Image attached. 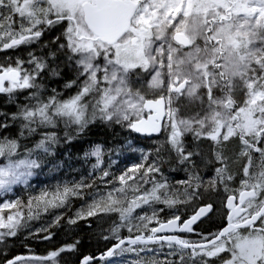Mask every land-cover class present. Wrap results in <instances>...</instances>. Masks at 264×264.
<instances>
[{"label": "snow or ice", "instance_id": "1", "mask_svg": "<svg viewBox=\"0 0 264 264\" xmlns=\"http://www.w3.org/2000/svg\"><path fill=\"white\" fill-rule=\"evenodd\" d=\"M13 16L19 19L14 21ZM56 26L62 28L61 35L44 45L50 48L46 55L29 50L26 57L0 65V94L12 97L28 90L29 101L17 113L0 119V129L8 127L7 120H18L20 135L26 132L32 136L40 129L63 124L67 142L72 139L68 130L73 126L79 134L96 121L124 126L148 137L167 132L164 143L155 149L156 159L127 169L118 177L121 187L114 186L106 198L78 211L68 223L99 213L118 214L120 223L111 230L118 242L100 259L137 252L135 247H122L125 244L159 241L162 247L167 243L169 254L179 259V264H188V260L191 264H216V259L222 264H264V0H0V51L40 45L45 27ZM61 58L75 74L65 87L78 90L61 100L52 89V95L43 99L44 85L39 81L45 74L61 75L56 63ZM40 135L34 147L25 149L23 158L17 159L12 157L21 155L18 141L0 140V157L7 160L0 165V193L6 195L14 185L28 184L32 170L41 167L42 157L52 154V145L59 142L57 133L43 131ZM205 140L219 165L207 188L197 163H207L201 150ZM233 140L238 143L235 155L229 156L226 149ZM129 148L136 150L131 142ZM163 153L187 173L177 182L184 186L182 192L172 191L163 176ZM256 153L258 162L253 159ZM101 155L97 145L85 158H96L93 168L101 169V179L107 184L105 178L110 173L103 170ZM240 158L246 163L242 165L239 195L233 192L225 196L227 223L221 230L207 235L196 232L198 222L216 212L211 202L198 205L187 218L173 214L160 220V214L202 200L213 188L217 193L221 188L229 193L235 179L229 162ZM142 159L147 161L148 156ZM84 186L66 187L51 199L43 193L34 200L38 208L43 202L44 211L63 208L69 194L79 195L78 189ZM128 190L133 193L130 200ZM33 202L28 201L29 220L39 217L38 211H32ZM18 204L7 202L2 209H14ZM61 218L57 216L54 223ZM22 219L20 211L6 219L0 216V229L5 230L0 231V244L26 227ZM134 219L140 223L133 224ZM153 223L156 226L149 227ZM126 225L129 233L135 229L143 234L117 237ZM39 232L45 233L41 239L52 238L47 227ZM165 232L193 233L200 239L159 235ZM78 244H68L45 257L5 259L3 264L54 260L62 252L76 250ZM94 259L85 256L81 264H91ZM165 264L169 262L165 260ZM171 264H176V259Z\"/></svg>", "mask_w": 264, "mask_h": 264}, {"label": "trees", "instance_id": "2", "mask_svg": "<svg viewBox=\"0 0 264 264\" xmlns=\"http://www.w3.org/2000/svg\"><path fill=\"white\" fill-rule=\"evenodd\" d=\"M16 20L18 16H15ZM62 28L56 26L52 29H46L44 35L41 37L42 44L35 45V50L38 55H46L50 48H45V44H51L55 37L60 36ZM26 47L12 51L14 61L19 57H26L29 50H24ZM9 58V57H8ZM9 60V59H8ZM60 65L61 75L59 77H52L45 74L39 81L44 85L42 91V98L47 99L52 95V89H56L59 94L58 98L63 100L74 92L75 86L66 88L65 85L74 79V72L71 67L66 66L61 58L56 61ZM12 64V63H11ZM54 66V65H53ZM62 84V85H61ZM28 90L17 92L12 97L7 94H0V119H6L14 113H17L21 106L29 103L26 99ZM34 103V101H32ZM8 127L0 129V140L15 139L19 143L20 156H13L12 159L23 158L26 154L25 149L34 147L35 143L41 138L40 133L43 131H55L59 138V142L51 147L50 155L42 157V165L40 168L33 169V175L29 178L28 184L14 185L13 191L8 194H0L1 202H19L18 207L9 209L12 211L3 212L0 216L10 213L14 214L17 211L23 213L22 224L26 223V227H22L16 237L7 240L5 246L0 251V264H3L5 259H12L19 255H31L33 257H45L50 252L58 251L61 247L79 241L77 249L71 252L65 251L57 256L54 260L37 261L44 262L43 264H79L81 259L87 255L94 257L99 255L114 245L118 239L114 238L111 231L115 224L120 223L117 213H99L98 215L88 217L87 219H80L76 224H69V218L75 219L76 213L81 210H86L87 207L94 201H101L102 197L107 196L113 190V187H121L118 177L138 163H150L156 159L155 149L164 143L167 132H162L160 136L154 139H148L130 132L126 127L116 124H105L100 121L89 124L82 132L77 134L76 126H73L68 131L71 134V141L65 140V128L60 124L55 129H40L37 134L28 136L25 132L21 136V122L7 120ZM189 141L191 137L188 138ZM131 142L133 151L129 148ZM237 141L233 140L227 145L226 153L229 156H234V149L237 146ZM99 145L102 149L101 159L103 161V170L109 171L110 176L105 178L109 183H104L101 179L102 171L100 168H93L96 158L89 156L85 158V153L90 152L95 146ZM141 149L143 151H141ZM207 163L197 160L199 165V174L204 178L207 188L208 181L214 176L215 167L219 166L213 159V152L210 148V142L205 140L201 146ZM164 163L162 164L163 176L167 178L169 184L172 186V191L182 192L184 186L177 182L186 178L187 173L177 165L174 160H170L166 153L162 154ZM148 156L145 161L142 157ZM37 159L36 155L32 156ZM259 154L256 153L253 159L258 162ZM4 157H0V165L6 164ZM246 163L244 158L233 159L229 162V167L235 179L230 183L229 193H225L221 188L217 193L213 188L211 191H206L202 200H197L188 205H177L175 208L165 211L160 214L161 221L167 220L173 214H179L183 218L191 215L192 212L202 203L211 202L214 204L216 211L219 206L224 203V198L230 193L238 195L240 190V181L243 179L242 165ZM157 179L160 176L157 174ZM129 183H132L129 181ZM75 185H85L78 189L79 195L69 194L66 206L63 208L49 207L47 211L43 210V202L40 207H37L34 198L40 197L41 194L47 193L46 199H51L57 191L63 193L67 187L69 189ZM150 187V185H145ZM113 196L121 198L117 193L113 192ZM133 193L128 190L127 198H131ZM33 200V213L39 212L37 219H27L28 217V201ZM154 207H160L155 205ZM178 209V212H177ZM148 215H151V208L145 207ZM141 210H137L139 213ZM62 217L59 223H54L56 217ZM133 224H139L140 221L134 219ZM156 226L155 223L149 227ZM221 226V218L218 214H214L201 222L197 233L207 235L209 233H216ZM47 227L53 233L50 240L41 239L45 233L39 232L41 228ZM38 233V235H36ZM138 233L133 230L132 233L127 231V225L122 226L116 233L117 237L135 236ZM147 234H150L147 233ZM104 237H108L105 239ZM188 240H199L200 236L192 234L186 236ZM122 247H135L137 252H124L117 254L102 261H94L91 264H146V262L158 261L159 264H165V260L171 264L173 259H176V264H179V259L170 255V249L167 243L163 247L160 242L148 243L146 245H126ZM145 248L147 251L140 252L139 249ZM187 258V257H186ZM28 262V261H27ZM191 264V260H188Z\"/></svg>", "mask_w": 264, "mask_h": 264}, {"label": "flooded vegetation", "instance_id": "3", "mask_svg": "<svg viewBox=\"0 0 264 264\" xmlns=\"http://www.w3.org/2000/svg\"><path fill=\"white\" fill-rule=\"evenodd\" d=\"M13 20L16 21V17L13 16ZM18 20V19H17ZM17 25L16 24H13V28H16ZM47 29V27H45V30ZM36 46L33 45V46H30V47H26L24 50H31V49H34ZM14 49H9V50H6V51H0V65H9L11 63L14 62V59H13V55H12V51ZM9 57V58H8ZM9 59V60H8ZM197 209V208H196ZM195 209V210H196ZM194 210V211H195ZM225 208H224V203L221 204L218 208V210L215 212L216 214H218L221 218V226L219 228V230L226 225L227 221H226V217H225ZM194 212L191 213V215L193 214ZM215 213L213 214H210V216H213ZM189 215V216H191ZM188 216V217H189ZM209 216V217H210ZM187 218V217H186ZM206 219V218H205ZM257 224L259 225V222H257ZM200 225H201V222H198L197 226H196V232H198L199 228H200ZM218 230V231H219ZM175 234L177 235H180L182 238L185 239L186 236H190L192 235L193 233H179V232H176ZM224 255V258L227 259L228 258V255L227 254H222ZM215 259V258H214ZM216 264H222V261L219 260V259H216Z\"/></svg>", "mask_w": 264, "mask_h": 264}, {"label": "rangeland", "instance_id": "4", "mask_svg": "<svg viewBox=\"0 0 264 264\" xmlns=\"http://www.w3.org/2000/svg\"><path fill=\"white\" fill-rule=\"evenodd\" d=\"M19 19V18H18ZM139 86V85H138ZM77 87H75V89H74V92L72 93V94H70L68 97H66L65 99H67V98H69V97H71V96H73V95H75V93L77 92ZM5 162L7 163V160H5ZM0 194H2V193H0ZM132 198V197H131ZM131 198H129V200L131 199ZM5 202H1L0 203V209H2V205L4 204ZM9 211H12V210H9V209H2V211H0V215L1 214H3V212H9ZM8 215H10V213H6V214H4V215H2L5 219H6V217L8 216ZM0 231H5V230H2V229H0ZM5 246V244H0V251L2 250V248ZM28 261V262H27ZM44 262H36V261H30V260H26V261H24V262H21V264H43Z\"/></svg>", "mask_w": 264, "mask_h": 264}, {"label": "water", "instance_id": "5", "mask_svg": "<svg viewBox=\"0 0 264 264\" xmlns=\"http://www.w3.org/2000/svg\"><path fill=\"white\" fill-rule=\"evenodd\" d=\"M162 133V132H161ZM161 133H159V134H153V136H151V137H148V136H144V135H141V134H137V133H135V134H137V135H139V136H142V137H145V138H154V137H158ZM203 219H205V218H203ZM226 226V225H225ZM221 230V229H220ZM176 233V232H175ZM175 233H173V232H165V233H160L159 235H171V234H175ZM125 238H127V237H125ZM155 242H159V241H155ZM151 243V242H150ZM125 245H128V244H125ZM113 246V245H112ZM111 246V247H112ZM110 247V248H111ZM109 249V248H108ZM106 252V250L103 252V253H105ZM103 253H101V254H103ZM101 254H99V255H97V256H94V260L92 261V262H94V261H101V260H103V259H100V256H101ZM87 256H90V255H87ZM21 257H25V258H29V257H32V256H21ZM106 258H108V257H106ZM105 258V259H106ZM83 259V258H82ZM82 259H81V261H82ZM81 261H80V263L79 264H81ZM91 262V263H92Z\"/></svg>", "mask_w": 264, "mask_h": 264}, {"label": "bare ground", "instance_id": "6", "mask_svg": "<svg viewBox=\"0 0 264 264\" xmlns=\"http://www.w3.org/2000/svg\"><path fill=\"white\" fill-rule=\"evenodd\" d=\"M62 85V84H61ZM135 230V229H134ZM111 247V246H110ZM105 251V250H104ZM96 256V255H95ZM99 262V261H98Z\"/></svg>", "mask_w": 264, "mask_h": 264}]
</instances>
